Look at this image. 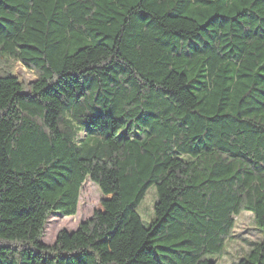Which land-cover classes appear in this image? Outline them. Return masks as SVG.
<instances>
[{"label": "trees", "instance_id": "trees-1", "mask_svg": "<svg viewBox=\"0 0 264 264\" xmlns=\"http://www.w3.org/2000/svg\"><path fill=\"white\" fill-rule=\"evenodd\" d=\"M243 211L264 264V0H0V264H217Z\"/></svg>", "mask_w": 264, "mask_h": 264}, {"label": "rangeland", "instance_id": "rangeland-1", "mask_svg": "<svg viewBox=\"0 0 264 264\" xmlns=\"http://www.w3.org/2000/svg\"><path fill=\"white\" fill-rule=\"evenodd\" d=\"M10 67L11 73L25 87H28L35 79L34 72L19 62L10 63ZM102 198L103 196L97 186L89 180L85 181L80 191L76 214L74 216H62L58 212L53 213L45 224L40 242L51 245L60 230L71 231L77 228L80 222L89 218L96 209L100 208ZM156 201V190L154 186H151L136 209L144 226H147L152 219L153 206ZM260 239L261 234L254 225L251 213L241 212L235 217V227L231 237L226 242L224 253L216 259V263L235 264L238 258L248 252L252 244Z\"/></svg>", "mask_w": 264, "mask_h": 264}]
</instances>
